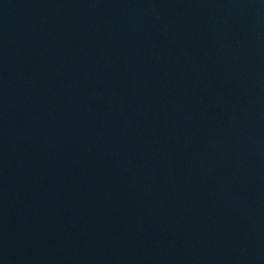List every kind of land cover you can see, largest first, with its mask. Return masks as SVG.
<instances>
[{
    "label": "water",
    "instance_id": "water-1",
    "mask_svg": "<svg viewBox=\"0 0 264 264\" xmlns=\"http://www.w3.org/2000/svg\"><path fill=\"white\" fill-rule=\"evenodd\" d=\"M0 264H264V0H0Z\"/></svg>",
    "mask_w": 264,
    "mask_h": 264
}]
</instances>
